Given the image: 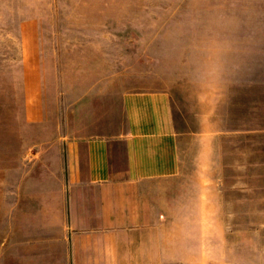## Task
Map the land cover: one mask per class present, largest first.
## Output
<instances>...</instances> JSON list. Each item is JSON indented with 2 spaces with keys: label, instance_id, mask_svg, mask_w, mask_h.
<instances>
[{
  "label": "rangeland",
  "instance_id": "1",
  "mask_svg": "<svg viewBox=\"0 0 264 264\" xmlns=\"http://www.w3.org/2000/svg\"><path fill=\"white\" fill-rule=\"evenodd\" d=\"M108 88L171 98L149 264H264V0H0V263L37 219L39 149L104 118L85 97Z\"/></svg>",
  "mask_w": 264,
  "mask_h": 264
},
{
  "label": "crops",
  "instance_id": "2",
  "mask_svg": "<svg viewBox=\"0 0 264 264\" xmlns=\"http://www.w3.org/2000/svg\"><path fill=\"white\" fill-rule=\"evenodd\" d=\"M88 93L86 101L101 105L104 118L115 96L119 121L105 124L99 114L91 125L72 135L63 132L41 146L46 183L30 208L37 219L23 220L21 228L30 231L22 233L15 252L8 254V264L152 260L155 212L148 183L175 176L180 161L170 94L109 88Z\"/></svg>",
  "mask_w": 264,
  "mask_h": 264
}]
</instances>
